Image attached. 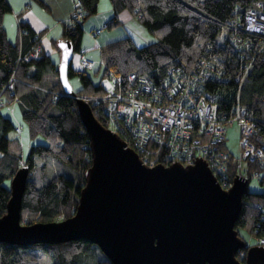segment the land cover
Wrapping results in <instances>:
<instances>
[{
  "label": "trees",
  "instance_id": "trees-1",
  "mask_svg": "<svg viewBox=\"0 0 264 264\" xmlns=\"http://www.w3.org/2000/svg\"><path fill=\"white\" fill-rule=\"evenodd\" d=\"M257 1L260 0H110L113 14L106 20L107 28L117 27L120 24L118 14L128 10L156 39L137 46L127 36L105 44L103 53L100 52L104 55L106 68L115 74L135 72L158 79L175 58L189 65L206 51L217 56L223 53L222 62L233 63L237 58L230 49L225 55L221 38L217 37L223 29L232 32L231 22L239 21L245 10ZM38 2L43 4L40 0ZM81 2L84 23L97 14L98 0ZM72 4L73 0L71 8ZM10 12L7 0H0V216L5 213L10 198L11 178L19 167L27 166L30 175L22 197L20 222L31 225L59 221L74 214L79 192L85 184V172L91 165L89 139L79 118L76 100L102 94L99 81L105 70L100 67L102 70L92 72L100 74L96 83L88 70H74L70 65L68 77L76 76L80 88L74 90L73 95L65 94L58 78V64L42 50L37 59H22V55L34 46L35 37L40 38L26 21L19 20V36L16 40H9L3 20ZM61 27L60 40L70 41L75 52H80L83 28L68 20L62 22ZM12 75L17 80L10 90L5 86ZM219 86L217 92L224 94L227 100L222 103L227 114L230 105L238 98L264 122V52L254 62L241 87L232 80L228 86ZM210 87L215 88L213 83ZM14 102L21 107L30 138L39 136L45 141L32 145L26 157L9 151L8 133L17 127L2 114L1 107ZM90 106L95 118L105 126L103 112ZM220 148H226L225 140ZM159 161L163 162L162 159ZM53 164L57 166V173L48 177L45 171ZM243 165L248 182L258 171L256 178L262 190L250 192L247 187L242 196V208L234 228L242 240L239 228L246 229L255 242L251 245L245 243V247L236 251L235 257L241 263L245 262L247 248L258 245V240L264 237V168H260L257 162L246 161ZM227 166L228 181L232 182L236 176L235 164L230 159ZM36 168L40 171L37 176L34 173ZM37 250L47 253L51 264H112L95 244L83 239L32 246L0 242V264H39Z\"/></svg>",
  "mask_w": 264,
  "mask_h": 264
},
{
  "label": "water",
  "instance_id": "water-1",
  "mask_svg": "<svg viewBox=\"0 0 264 264\" xmlns=\"http://www.w3.org/2000/svg\"><path fill=\"white\" fill-rule=\"evenodd\" d=\"M58 78L67 95L74 90L68 69L73 45L58 42ZM77 111L88 135L91 165L72 216L59 221L20 222L22 197L30 170L19 167L10 180V198L0 216V242L32 246L87 240L112 264H264V246L245 247L234 224L247 191L235 176L224 189L202 158L180 163L142 164L137 152L112 134L77 98Z\"/></svg>",
  "mask_w": 264,
  "mask_h": 264
},
{
  "label": "built area",
  "instance_id": "built-area-1",
  "mask_svg": "<svg viewBox=\"0 0 264 264\" xmlns=\"http://www.w3.org/2000/svg\"><path fill=\"white\" fill-rule=\"evenodd\" d=\"M68 21L83 28L81 0H73ZM231 25L232 32L223 29L220 38L225 55L230 49L237 58L233 63H223V53L217 56L206 51L189 65L175 58L163 76L152 79L135 72L115 74L106 68L101 57L99 66L105 70L99 81L102 94L81 99L103 112L105 128L134 149L142 164L192 166L197 158H202L219 184L228 189L232 183L227 173L230 159L235 164L236 176L242 178H247L243 169L246 161L257 162L264 168V122L238 98L227 114L222 105L227 100L217 92L220 84L228 86L231 80L241 87L254 62L264 52V0L247 8L239 21ZM104 29H107L106 20L91 30L90 36L97 41ZM35 38L34 46L22 55L23 60L40 57V38ZM94 64L80 55L81 70H90ZM16 80L12 75L5 87L11 90ZM211 83L215 88L210 87ZM234 122L239 130L237 156L220 148L226 125ZM15 131L20 133L21 128ZM253 175L258 177V171ZM258 242L264 244V237Z\"/></svg>",
  "mask_w": 264,
  "mask_h": 264
},
{
  "label": "rangeland",
  "instance_id": "rangeland-1",
  "mask_svg": "<svg viewBox=\"0 0 264 264\" xmlns=\"http://www.w3.org/2000/svg\"><path fill=\"white\" fill-rule=\"evenodd\" d=\"M88 20L83 23V30H84L83 39H82L83 41L89 39V38H87V35H86L88 32V30H87ZM4 25H5V22H4ZM45 26H47V25L45 24ZM116 29H119V31L125 32L128 35H130L132 37L134 43L137 46L147 45V44L155 41V39H156V36L135 17H130V18H128V20L123 21V23L119 25V28H116ZM110 30H114V28L104 29L103 32L106 33ZM52 31L54 32V29ZM41 32L43 33V31H41ZM55 32H56V30H55ZM58 34L59 33H57V35H54L53 33L47 32V35H44L45 40L42 41V44L44 45V47L46 46L49 48H55L56 49L58 47L57 45H58V42L60 40V39H58L59 38ZM217 38L219 39L220 37H217ZM98 39H99V37H98ZM54 40H56L55 41L56 43L53 42ZM89 41H92V47H93L92 50L95 52V58H96L94 62L95 63L98 62L97 63V66H98L100 64V60H101L100 58L104 56V55L102 56V54H101V52L103 53V51L101 50L102 47L100 46L101 47L100 48L101 52H100L99 49L95 48L94 41L93 40H89ZM89 44L91 45V43H89ZM79 55H80V53L74 52L73 57H72V62H71L72 68L76 69V70L80 69ZM54 60L56 63L57 62L59 63V61L57 60L56 57H54ZM100 70H102V69L100 68ZM88 72L91 73L94 82L97 83L99 81L100 74H93L91 69L88 70ZM69 81L72 85L73 90H75V91L79 90L80 82L76 76H72L69 79ZM13 110H14V112H13ZM1 112L4 116H7L10 118V120L12 121V123L15 127L21 128L20 133H17L14 130H11L8 133V138L10 141L9 142V151L12 154L19 155L22 157H26L28 152H29V149L32 145L43 144L45 142L44 139L42 137H39V136L36 137L35 139L30 138L29 131L27 128V124L22 117L21 107H20L19 103L14 102V103H9V104H4L1 107ZM238 140H239V130H238V126H237L236 122L227 124L226 125L225 146H226L227 150L235 156H237L239 153ZM34 173H35V176H37V175H39L40 171L36 168ZM56 173H57V166L54 164L50 165L45 171V175L48 177L54 176ZM40 184H41V182H40ZM248 189L250 192H260L262 190V186L259 184L256 177H252L250 179V181L248 182ZM238 232L247 245H251L255 242V239L247 232L246 229L239 228ZM36 253L38 256L39 264H51V261H50L47 253H45L42 250H37Z\"/></svg>",
  "mask_w": 264,
  "mask_h": 264
},
{
  "label": "crops",
  "instance_id": "crops-1",
  "mask_svg": "<svg viewBox=\"0 0 264 264\" xmlns=\"http://www.w3.org/2000/svg\"><path fill=\"white\" fill-rule=\"evenodd\" d=\"M40 1H42L43 4L41 3L40 5L38 0H7V2L11 7V12L6 15L7 17L6 16L4 17L3 27L7 33L9 40L13 41L16 40V38L19 36V30H18L19 20L26 21L28 25L32 28V30L36 34L40 35V44L43 53L48 55L51 58V60L54 63H56L54 57H56L57 60L60 61V50L58 49V47L56 49L49 48L46 46L44 47L42 41L45 40L44 35H47V32L53 33L54 35H57V33H59L58 39H60L61 29H62L61 25L62 22L64 21L66 22L70 17L71 9H72L71 8L72 0H40ZM112 14H113V9L110 0H98L97 14L90 17L87 23L88 32L86 35L87 38L89 39L84 41L81 40L80 43V52H78L80 53V55L83 54L88 59L95 61L96 58H95V52L92 50L93 49L92 41L89 40H93L95 43V48L99 49L100 51V48L102 47L101 48L102 50L105 44L130 36L127 33L121 32L119 31V29H116L119 28V25L122 24L123 21H126L128 20V18L132 17V15L129 13L128 10H122L118 14V20L120 21V24L116 28H114V30H110L106 33L103 32L99 36V39L97 41H95L90 36V31L100 26L103 20L104 21L107 20L110 16H112ZM45 24L47 26H45ZM53 29L54 32L52 31ZM41 31H43V33ZM83 34H84V30H83ZM89 43H91V45ZM99 46L101 47L99 48ZM97 63H95L94 67L91 69L92 72L100 69V66L99 65L97 66Z\"/></svg>",
  "mask_w": 264,
  "mask_h": 264
}]
</instances>
